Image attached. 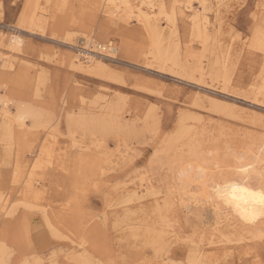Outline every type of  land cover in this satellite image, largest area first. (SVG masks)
I'll return each instance as SVG.
<instances>
[{"label":"rangeland","instance_id":"1","mask_svg":"<svg viewBox=\"0 0 264 264\" xmlns=\"http://www.w3.org/2000/svg\"><path fill=\"white\" fill-rule=\"evenodd\" d=\"M165 1L169 11L173 0ZM38 5L41 21L30 24ZM208 6L204 37L181 16L172 29L160 20L163 46L178 60L163 70L141 26L113 23L96 0H0V101L12 116L18 108L40 114L12 135L0 118V264H264V230L231 215L218 229L207 208L179 203L195 201L185 193L199 191L192 178L202 168L212 178L231 176L246 159L253 171L264 168V52L253 47L257 25L264 33V0ZM12 36L21 47H8ZM89 39L111 41L116 53ZM91 50L106 72L76 66L75 56L85 61ZM195 154L221 161L208 167ZM41 157L46 168L33 174ZM140 184L147 187L135 194Z\"/></svg>","mask_w":264,"mask_h":264},{"label":"bare ground","instance_id":"2","mask_svg":"<svg viewBox=\"0 0 264 264\" xmlns=\"http://www.w3.org/2000/svg\"><path fill=\"white\" fill-rule=\"evenodd\" d=\"M28 1V0H27ZM31 1V0H30ZM58 1V0H57ZM197 1V4L199 5L200 10H197L196 8H194L193 4H192V0H173L170 5H169V11H167V2L165 0H96V5L97 8H101L102 11L104 10V13H106L110 19V21H112L113 23H123L124 25H128L131 21L136 22L138 25L141 26V28L143 29L144 32H146L147 37L149 38V42H150V51H149V55L151 57L152 60H154V62L156 61L157 63H159L161 66H159L160 69L165 70L166 69V65L168 62H173L172 64L176 65L178 63L177 59H174L171 57L170 52L164 48L163 46V36H164V32L161 30V26H160V20L164 21V24L166 25V27H168L169 29H172L175 26V23L177 22V17L181 16V21L182 19L186 21V23L188 22V24L191 27V32L193 31L194 34H196L198 37L202 36L206 34L208 27L210 25V13H212V8L210 6H208V0H195ZM63 2V1H62ZM81 2V1H80ZM83 2V1H82ZM94 2V1H93ZM27 3V2H26ZM30 2H28L29 4ZM33 3V2H32ZM38 3V2H37ZM36 3V4H37ZM56 3V1H55ZM219 3V2H218ZM35 4V5H36ZM68 4V3H66ZM75 4V3H74ZM69 5V4H68ZM218 5V4H217ZM51 6V4H50ZM55 7V6H54ZM58 7V6H57ZM56 7V8H57ZM69 7V6H68ZM81 7V6H80ZM65 8V7H64ZM73 8V6H72ZM83 8V7H82ZM68 9V8H67ZM43 8H40V5L36 6L30 13L29 17V22L30 24H36L38 22L41 21V17L43 16ZM55 10V9H54ZM66 10V9H65ZM61 11V10H60ZM80 11V10H79ZM184 11H187L188 13H190L189 15L185 14ZM30 12V11H29ZM51 12V11H50ZM54 13V11H53ZM65 13V12H64ZM45 14V13H44ZM58 14V13H57ZM47 15V14H46ZM51 15V14H50ZM54 15V14H52ZM51 15V16H52ZM63 15V14H62ZM61 15V16H62ZM65 15V14H64ZM28 18V17H27ZM162 18V19H160ZM260 18V16H259ZM53 19V18H52ZM64 20V19H63ZM45 22V21H44ZM254 22V21H253ZM43 23V22H42ZM22 24V23H21ZM25 24V21H24ZM40 24V23H39ZM49 25V24H48ZM124 25L121 24V27H124ZM26 26V25H25ZM41 26V25H40ZM39 26V27H40ZM47 26V24H46ZM34 27V26H33ZM38 27V28H39ZM44 29V27H42ZM47 29V28H46ZM255 40H254V48L264 52V33L262 31L259 30L258 25L256 27L255 30ZM69 40V39H68ZM23 41L20 39V37L18 36H12L9 40H8V47L11 49H16L18 46H20V44ZM204 42V41H203ZM97 44V43H96ZM70 45V44H69ZM95 46V41H93V39H89L87 42V46ZM185 46V45H184ZM21 47V46H20ZM95 47H100L101 49L103 47H105V49L114 51V53H116V49L113 48V43L111 41H108L106 46L104 45H97ZM20 50V49H19ZM93 50V49H92ZM89 53H85L82 57L84 58L83 60L85 61H81L79 59L78 56H75V60H76V66L83 68L86 67L85 65L88 66V68L90 67L91 71L96 72V75H99V73H103L107 71V66L105 64H102L101 62H99V60H96L94 58V56L91 55L92 51ZM251 50V48L249 49ZM18 51V50H16ZM100 51V50H99ZM103 51V50H102ZM110 51V52H111ZM254 52V51H253ZM146 59L148 58V54H145ZM198 57V56H197ZM5 61L7 62V60H9L8 57L4 58ZM215 59V58H214ZM148 61V60H147ZM208 61V60H207ZM23 62V61H22ZM83 62V63H82ZM24 63V62H23ZM74 63V62H73ZM145 64V63H144ZM183 65V64H182ZM198 65V64H197ZM225 65H223L224 67ZM228 66V64H227ZM11 67V66H9ZM157 69V68H156ZM197 69H199V73H201V67H197ZM187 70V69H186ZM78 71V70H77ZM90 70H88L89 72ZM226 71H229V69H226ZM98 73V74H97ZM191 73V72H190ZM184 74V73H183ZM202 74V73H201ZM264 74V73H263ZM183 76V75H182ZM195 76V75H194ZM105 77V76H104ZM187 77V76H186ZM20 78V77H19ZM200 78V77H199ZM2 80V79H1ZM25 80V79H24ZM190 80V79H189ZM22 81V80H21ZM201 83V82H200ZM232 83V82H231ZM227 84V83H226ZM9 85V84H8ZM263 85V84H261ZM19 87V86H18ZM261 89H264V87H261ZM261 91V90H260ZM252 92V91H251ZM253 94V93H252ZM263 100V99H262ZM8 101V100H7ZM7 101H0V118L2 119L3 124L6 126L5 131L8 135H12L13 132L15 131V126L18 127V132L22 133L25 129V126L27 124H25V122L29 119H36L37 115H40L39 113H36V115H34L35 113L29 111V110H23V109H19L17 110V113L14 114V116H12L9 113V107H8V102ZM10 106V105H9ZM21 108V107H20ZM25 109V107H23ZM40 117V116H39ZM33 119V120H34ZM104 120V119H103ZM71 121V120H70ZM28 122V121H27ZM36 122V121H34ZM96 122V121H95ZM119 122V121H118ZM32 123V122H29ZM85 123V122H84ZM98 123V122H97ZM110 123V122H109ZM34 124V123H33ZM38 124V123H37ZM99 124V123H98ZM97 124V125H98ZM102 124V123H100ZM119 124V123H118ZM117 124V125H118ZM32 125V124H31ZM72 125V124H71ZM93 125V124H92ZM96 123H94L93 126H95ZM100 126V125H99ZM106 126V125H105ZM120 126V125H119ZM80 127V126H79ZM89 127V126H88ZM92 127V126H91ZM90 127V128H91ZM98 129L99 127L96 126ZM102 127V125H101ZM107 127V126H106ZM15 128V129H14ZM33 128V127H32ZM31 128V129H32ZM44 128V127H43ZM96 128V130H98ZM105 128V127H104ZM77 129V128H76ZM87 129V128H86ZM93 129V128H92ZM101 129V128H100ZM71 130V129H70ZM89 130V129H88ZM105 130H107L105 128ZM112 130V129H111ZM48 131V130H47ZM99 131V130H98ZM97 132V131H96ZM106 132V131H105ZM29 133V132H28ZM98 133V132H97ZM103 134L104 131L102 130V132H99V134ZM108 133V132H107ZM124 133V132H123ZM27 134V133H26ZM94 134V133H93ZM120 134V133H117ZM31 135V134H29ZM104 135V134H103ZM121 135V134H120ZM120 135L118 138H120ZM36 136V135H35ZM109 136V135H105L104 137ZM111 136V135H110ZM101 137V136H100ZM103 137V138H104ZM115 138V136L113 137ZM122 138V137H121ZM120 138V139H121ZM41 139V138H40ZM92 139V138H91ZM73 140V138H72ZM98 140V137L97 139ZM119 140V139H118ZM76 142V140H74ZM105 141V140H104ZM93 142V141H92ZM103 142V141H102ZM120 142V141H119ZM123 142V141H122ZM178 142V138L177 141L174 140L172 142V144ZM78 143V142H77ZM95 143V142H93ZM104 143V142H103ZM102 143V144H103ZM118 143V142H117ZM44 147L42 148L43 152L42 155H45L47 157L48 152L50 153V151H48L49 147L51 146H47V145H51L50 144V140L49 137L46 138V141L44 143ZM99 144V143H98ZM120 144V143H119ZM105 145V144H104ZM118 145V144H117ZM74 146V145H73ZM102 146V145H101ZM106 146V145H105ZM172 146V145H171ZM194 146V145H193ZM82 147V146H81ZM121 148V146H119ZM173 147V146H172ZM97 146V150H98ZM105 148V147H103ZM83 149V148H82ZM102 149V148H101ZM99 149V150H101ZM107 149V148H106ZM119 148H117L118 150ZM172 149V148H171ZM176 149V147L174 148ZM199 149V148H198ZM70 150V149H69ZM90 150V149H89ZM103 150V149H102ZM116 150V149H115ZM189 150V149H188ZM193 150V149H192ZM191 150V151H192ZM195 150V149H194ZM201 149H199L198 151H200ZM108 151V150H107ZM197 151V150H196ZM53 152V151H52ZM85 152V151H84ZM94 152V151H93ZM112 152V151H111ZM209 152V151H208ZM245 152V151H244ZM87 153V152H86ZM91 153V152H89ZM206 153V152H205ZM79 154V153H78ZM102 154V153H101ZM171 154V153H170ZM215 154V153H212ZM51 155V154H50ZM49 155V156H50ZM193 155V154H192ZM218 155V154H217ZM264 155V154H263ZM89 156V155H88ZM114 156V155H113ZM220 156V155H219ZM244 156V155H243ZM67 157V156H66ZM195 161H201L204 163V165L206 166H210V164L215 163V161H219L215 160L214 157L212 158H208L209 161L204 157L200 156V154H195L194 156ZM211 157V156H210ZM44 157L39 158V161L37 162V164H34L32 167V173L35 174L39 169L45 167V166H41L43 165V160ZM50 158V157H49ZM54 158V157H53ZM80 158V157H79ZM256 158V157H255ZM259 158V157H258ZM105 159V158H104ZM239 159V158H238ZM237 159V161H238ZM241 159V158H240ZM251 159V158H250ZM53 160V159H52ZM97 160V159H96ZM48 161V160H47ZM114 161V160H113ZM235 161V160H234ZM236 161V162H237ZM249 161V162H248ZM246 159V161L244 162L243 160V164L247 163L245 165H240L236 164V166L233 167V173L231 176H225L220 175L217 177H208L207 174L202 173L203 168L201 169V173H193L194 176L192 179L195 180V182L198 183V190L197 193L195 192H187L185 194H193L194 196V202L192 203H188L185 199L181 198L180 200V205L181 207L185 208L188 212H191L193 210V207L196 205L197 209L199 210V208H207L210 213H212L215 217H216V228L220 227L218 225H220L223 221H228L230 222L229 215L235 217L236 221L238 223L241 224V226L247 227L248 230L250 231H262L264 230V217H260L258 216L254 221H246L244 219L241 218V216L239 215V213L234 209L233 206L228 205L224 202V200L220 197V195L217 192V189H219L221 192L225 191V187L229 186L227 188V191L230 192L231 191V187L232 185H235L236 187H243V188H248L250 191H264V180H262V174H264V168L261 171H253L251 169V164L248 165V163H252L250 162V160ZM257 161V160H256ZM91 162V161H90ZM98 162V161H97ZM217 162V163H218ZM199 163V162H198ZM218 163V164H219ZM256 163V162H255ZM258 163L261 165H264V156H260V158L258 159ZM217 164V165H218ZM170 165V164H169ZM172 165V164H171ZM214 165V164H213ZM101 166V165H100ZM189 166V165H187ZM215 166V165H214ZM233 166V165H232ZM262 166V165H261ZM203 167V166H202ZM211 167V166H210ZM216 167V166H215ZM46 168V167H45ZM65 168V167H64ZM205 168V167H204ZM214 168V167H213ZM217 168V167H216ZM221 168V167H220ZM232 168V167H231ZM241 168H246L248 169L247 172L241 171ZM207 169V168H206ZM209 169V168H208ZM230 169V168H228ZM226 169V170H228ZM261 169V168H260ZM63 170V169H62ZM184 170V169H183ZM43 171V170H42ZM40 171V172H42ZM46 171V170H45ZM103 171V170H102ZM208 171V170H207ZM212 171V170H211ZM209 171V172H211ZM214 171V170H213ZM220 171V170H218ZM229 171V170H228ZM179 172V171H178ZM194 172V171H193ZM223 172V171H222ZM99 173V172H98ZM177 173V172H176ZM181 173V172H180ZM179 173V174H180ZM219 173V172H218ZM21 174V173H20ZM102 174V173H101ZM100 174V176H101ZM183 174V171L182 173ZM187 175V173H185ZM213 174V173H212ZM209 175V174H208ZM99 176V177H100ZM184 176V175H183ZM192 176V175H191ZM211 176V175H210ZM16 177V176H15ZM185 177V176H184ZM34 179V178H33ZM40 179V178H38ZM101 179V178H100ZM183 179V178H182ZM186 179V178H185ZM179 180V179H178ZM184 181V180H183ZM190 181V180H189ZM191 182V181H190ZM193 182V181H192ZM186 183V182H185ZM188 183V182H187ZM39 184V183H38ZM42 185V184H41ZM193 185V184H192ZM195 185V184H194ZM197 185V184H196ZM35 184L33 183V180H30L29 182L27 181L26 185L24 186L27 195H25L27 198L30 197L31 199V195L33 197V194H31L32 192H36L35 189ZM182 186V185H181ZM22 187V186H21ZM147 187V186H146ZM144 187L142 184H140L139 187H136L133 189V192L136 194L139 189H143L146 188ZM192 188V187H191ZM195 188V187H194ZM182 189V188H181ZM186 189V188H185ZM197 189V188H196ZM21 191H23L21 189ZM132 191V190H131ZM31 192V193H30ZM40 194V193H39ZM38 194V195H39ZM113 194V193H112ZM22 195V194H21ZM37 195V196H38ZM47 195V194H46ZM186 196V195H185ZM21 197V196H20ZM41 197H44L43 195ZM187 197V196H186ZM9 200V199H8ZM33 200V199H32ZM178 201V200H177ZM176 201V203H177ZM33 202V201H31ZM187 202V204H186ZM195 204V205H194ZM6 204L2 205V200L0 199V210H5L6 209ZM194 205V206H193ZM30 206V205H29ZM180 207V206H179ZM38 208V207H37ZM171 208V207H170ZM195 209V208H194ZM1 214H3L1 212ZM13 214V212H12ZM107 214V213H106ZM4 215V214H3ZM11 215V214H10ZM5 217V216H4ZM106 218L105 215H101L98 216V220L99 221H104ZM63 219V218H62ZM97 220V221H98ZM68 223V222H67ZM87 223V222H86ZM227 223V222H226ZM97 224V223H96ZM95 224V225H96ZM231 225V224H230ZM80 226V225H79ZM218 226V227H217ZM229 226V225H228ZM92 228V227H91ZM222 228V227H221ZM219 229V228H218ZM152 230V229H150ZM247 230V229H246ZM83 231V230H82ZM215 231V230H214ZM213 231V232H214ZM219 231V230H218ZM221 231V230H220ZM153 232V230L151 231ZM150 233V232H149ZM148 233V234H149ZM154 233V232H153ZM263 233V232H262ZM223 234V233H222ZM147 235V234H146ZM161 235V234H160ZM159 235V236H160ZM245 234H242L237 241H242L244 238ZM101 237V236H100ZM105 237V236H104ZM157 237V236H156ZM151 238V237H150ZM153 238V237H152ZM149 239V238H148ZM161 239V238H160ZM163 239V238H162ZM161 239V240H162ZM152 241V239L150 240ZM157 241V239L155 240ZM96 242V241H95ZM163 242V241H161ZM160 242V243H161ZM155 244V242H153ZM159 243V244H160ZM149 244V243H148ZM158 244V243H156ZM166 244V243H165ZM150 246V245H149ZM78 247V246H76ZM163 246L161 245V248ZM158 248V247H157ZM201 249V248H200ZM1 250V249H0ZM199 250V249H198ZM198 252V251H197ZM204 252V251H203ZM1 253V252H0ZM199 253V252H198ZM203 255V254H202ZM2 257V256H1Z\"/></svg>","mask_w":264,"mask_h":264},{"label":"snow or ice","instance_id":"3","mask_svg":"<svg viewBox=\"0 0 264 264\" xmlns=\"http://www.w3.org/2000/svg\"><path fill=\"white\" fill-rule=\"evenodd\" d=\"M240 170L248 171L246 168ZM262 180H264V174H262ZM228 187L226 186L223 192L217 189V192L226 204L234 207L242 219L254 221L258 216L264 217V191H250L248 188L232 185L231 191L228 192Z\"/></svg>","mask_w":264,"mask_h":264}]
</instances>
